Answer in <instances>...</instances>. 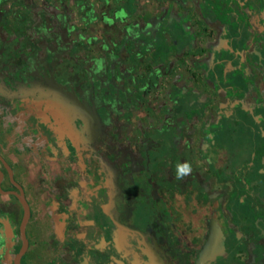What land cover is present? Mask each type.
<instances>
[{
	"label": "crops",
	"instance_id": "obj_1",
	"mask_svg": "<svg viewBox=\"0 0 264 264\" xmlns=\"http://www.w3.org/2000/svg\"><path fill=\"white\" fill-rule=\"evenodd\" d=\"M40 3L0 0L2 25L22 7L27 24L46 13L54 26L0 30V156L31 211L22 262L132 264L110 215L125 213L132 182L168 180L187 208L191 182L217 173L212 147L243 135L250 157L264 154V0H74V29L61 24L70 1ZM67 58L107 109L85 105L91 94L69 101ZM184 162L191 174L177 180ZM0 169V264H15L24 208L1 192L17 188Z\"/></svg>",
	"mask_w": 264,
	"mask_h": 264
},
{
	"label": "flooded vegetation",
	"instance_id": "obj_2",
	"mask_svg": "<svg viewBox=\"0 0 264 264\" xmlns=\"http://www.w3.org/2000/svg\"><path fill=\"white\" fill-rule=\"evenodd\" d=\"M262 152L263 149L252 152L244 167L229 174L224 166L233 160H221L218 152V162L212 158L216 175L191 182L187 208L180 206L178 190L171 197L163 187L158 190L152 185L149 194L162 195V205L175 208L170 214L159 215L158 227L138 215L125 221V214L110 213L127 226L121 228L130 234L125 247L132 264H264V166L255 163L264 159ZM7 172L12 182L8 169ZM152 180L158 181V177L138 182L145 186ZM138 182H132V186ZM228 212L233 214L232 219ZM241 231L245 239L237 240L233 235L237 237Z\"/></svg>",
	"mask_w": 264,
	"mask_h": 264
},
{
	"label": "rangeland",
	"instance_id": "obj_3",
	"mask_svg": "<svg viewBox=\"0 0 264 264\" xmlns=\"http://www.w3.org/2000/svg\"><path fill=\"white\" fill-rule=\"evenodd\" d=\"M38 1L41 2L40 3L41 5H39L41 7L43 5L44 0H38ZM68 1H70L72 4L69 6H66V5L63 6V8H66L65 12H67V16H66V20H63L61 22V24L65 25L66 27L70 26L68 28L74 29L75 26L72 27V24H74V21L73 22L71 21V15L68 14V8H69V10L71 9L73 11V10L77 9L78 7H77V5H75L74 0H68ZM39 6H38V8H39ZM20 7H21V5H20ZM49 7L50 6H48V9H51V7L50 8ZM35 9L36 8H34V10ZM16 10L17 9H15V11ZM43 11H44V9L42 10V12ZM31 13H33V11ZM44 13H45V11H44ZM43 15L46 16V13ZM19 16H21V17H19L21 19L15 20L13 22H12V20H13L12 19L9 23L10 24L9 26L5 25V24H3V25L0 24V30L7 29L8 27H11V29H13V28L15 29L17 27L21 28V29L22 28L23 29L24 28L25 29H32L34 27V28H36L35 30L38 31L39 30L38 28L41 29V28H43L44 25L49 26V23L51 24V26H49V27L54 28V26L52 25V22L45 20L44 19L45 17H42V16H41V19H42L41 21L34 20L32 25L27 24L28 22L23 20V18H25L27 16V12H26V10L22 9V7H21V9H19ZM28 16H31V15H28ZM12 18H14V17L12 16ZM77 22H78L77 23L78 26L80 25L82 28H84L88 31L93 30V29H91V25L86 27V24L84 22H83V24L80 21H77ZM95 23L93 22V24L95 25V29H96L97 27H99V25H98V21L96 24ZM101 24L102 25L100 26V28H102L103 24H105V23L102 22ZM93 31H95V30H93ZM70 59L71 58H67L66 59L67 61H64V63L69 64V62L71 61ZM72 60H74V59H72ZM72 63H70L67 66V68H65L66 77H67V81H68L67 83L69 84V83L77 82L79 85H77V84H76L77 86L76 85H70V84L68 85V89H67L68 98L70 99V95L74 94V92H77V94L80 96L82 94L83 99L84 98L86 99V94H91L92 96H96V100L85 102L86 100L84 99L85 105L91 103V104H94V106L99 110L103 109V107H104V109H107L108 101L106 100L105 96L102 95L101 89H99V91H96L94 89V87L92 86L91 82L88 80L87 76L81 72V70L78 68L77 65L71 66ZM72 65H74V64H72ZM69 101H71V99ZM71 102H73V101H71ZM109 103L111 105V108L112 107L121 108V105H122V101H110ZM102 105H105V106H102ZM222 141L226 143V144L224 143V145L228 146L227 148H225L226 150L218 151L216 148L212 147L209 150V153L211 154L213 152V154H217L218 152H220L222 155V156H220L221 160L222 159L225 160L226 158L233 159V162H230L224 166L225 173L229 174V173L233 172L234 170H236L237 168L244 167V164H245L244 162H247V160L250 159L249 153L251 151V149L249 148L250 143H248L245 140V136L238 135L237 137L234 136V138L228 139L227 141H225V140H222ZM246 143H248V144H246ZM234 147H238L237 150H235ZM214 160L216 162H218L217 161L218 158H215ZM248 175H250V174H248ZM169 177H170V175H169ZM152 185H155L156 188H158V190H160L161 187H165L166 189H169L170 181L165 180L162 182L161 181L158 182L157 180H152V181H147L145 186L141 182L140 183L139 182L133 183L132 191L130 192V195L127 199L128 200V206L126 207V211L124 213L125 214V217H124L125 221L130 220L129 218H131L132 216L134 217V216L138 215V216L143 217L147 221V224H153L154 226L158 227L159 215L162 213L170 214V212L175 210L174 207L168 208V207H164L162 205V197H161L162 195H160L159 197L158 196L152 197L149 194V192H150L149 189H151ZM168 226H169L168 228L171 227L170 224H168ZM172 232H173V230H172ZM170 233H171V231H170Z\"/></svg>",
	"mask_w": 264,
	"mask_h": 264
},
{
	"label": "water",
	"instance_id": "obj_4",
	"mask_svg": "<svg viewBox=\"0 0 264 264\" xmlns=\"http://www.w3.org/2000/svg\"><path fill=\"white\" fill-rule=\"evenodd\" d=\"M0 159L3 160L4 164L6 165V168L9 171V175H10L12 182L19 189V191H15V190L3 191V190H1V192L7 193V194H10V193L15 194L19 198V200L22 203V206L24 208V215H23V219L21 222V226H20L22 245H21L19 252L16 254L15 260H14L15 264H23L22 259H23L24 255L26 254V252L28 250V246H29L28 238L26 235V228H27V224L29 222L30 215H31L30 206H29V203L26 199L25 192H24L22 186L14 179V174H13L11 166L4 161L2 156H0ZM3 178H4V172L0 169V187H1V183H2ZM111 216L114 219V215L111 214ZM114 222L116 223L117 226L127 227L126 224L120 220L114 219Z\"/></svg>",
	"mask_w": 264,
	"mask_h": 264
},
{
	"label": "clouds",
	"instance_id": "obj_5",
	"mask_svg": "<svg viewBox=\"0 0 264 264\" xmlns=\"http://www.w3.org/2000/svg\"><path fill=\"white\" fill-rule=\"evenodd\" d=\"M192 171L191 165L187 162L178 164L175 170V178L177 180L184 179L186 176L190 175Z\"/></svg>",
	"mask_w": 264,
	"mask_h": 264
}]
</instances>
